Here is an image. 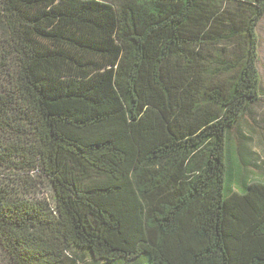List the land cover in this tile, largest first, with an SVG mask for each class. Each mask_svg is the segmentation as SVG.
I'll list each match as a JSON object with an SVG mask.
<instances>
[{
    "label": "trees",
    "instance_id": "16d2710c",
    "mask_svg": "<svg viewBox=\"0 0 264 264\" xmlns=\"http://www.w3.org/2000/svg\"><path fill=\"white\" fill-rule=\"evenodd\" d=\"M263 16L0 0V264H264V179L230 152Z\"/></svg>",
    "mask_w": 264,
    "mask_h": 264
},
{
    "label": "rangeland",
    "instance_id": "374dc122",
    "mask_svg": "<svg viewBox=\"0 0 264 264\" xmlns=\"http://www.w3.org/2000/svg\"><path fill=\"white\" fill-rule=\"evenodd\" d=\"M256 33L257 68L260 77L258 99L230 134L232 139L230 152L240 169V187L264 179V16L257 25ZM234 188H237L236 185L233 186ZM43 192L46 194L45 189Z\"/></svg>",
    "mask_w": 264,
    "mask_h": 264
}]
</instances>
